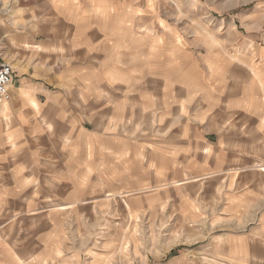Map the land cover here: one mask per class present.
Wrapping results in <instances>:
<instances>
[{"label":"crops","instance_id":"obj_1","mask_svg":"<svg viewBox=\"0 0 264 264\" xmlns=\"http://www.w3.org/2000/svg\"><path fill=\"white\" fill-rule=\"evenodd\" d=\"M101 4L0 0V39L14 38L15 51L26 54L23 66L13 68L10 99L0 105V237L8 244L39 246L45 236L54 244L61 225L65 251L72 237L77 242L72 229L102 222L98 198L104 182L118 192L120 181L141 180L143 188L158 187L164 196L166 191L177 196L198 182L185 195L200 198L210 196L214 181H208L221 179L222 189H228L222 257L211 253L209 245L168 254L175 264L202 255L206 261L263 264L264 167L260 173L253 166L264 161V109L220 103L212 111L204 93L181 77L149 72L136 86L104 84L106 40L96 23L103 19ZM231 82L229 97L240 101L245 82ZM134 113H141V122L129 120ZM138 164L141 173L135 171ZM124 165L127 169H120ZM190 206L193 212L213 211ZM118 209L111 206L108 212ZM132 209L127 206V212ZM181 219L189 228L212 226L206 220ZM41 261L56 264L52 256Z\"/></svg>","mask_w":264,"mask_h":264},{"label":"rangeland","instance_id":"obj_2","mask_svg":"<svg viewBox=\"0 0 264 264\" xmlns=\"http://www.w3.org/2000/svg\"><path fill=\"white\" fill-rule=\"evenodd\" d=\"M97 8L103 19L96 23L106 40L104 84L136 86L149 72L156 77H181L188 87L204 93L212 111L220 103L230 108L240 103L242 108L264 109V0H102ZM87 12L93 13L92 6L87 5ZM14 42L9 36L0 39V62L17 70L26 54L17 53ZM231 80L245 82L240 101L229 97ZM141 116L134 113L129 120L141 122ZM262 120L264 126V116ZM123 167L127 169L126 165L120 169ZM263 167L264 161L254 165L253 171ZM135 171L141 173L142 165H136ZM262 174L264 200V169ZM213 181L210 196L200 198L185 195L195 190L198 182H191L177 196H171L170 191L164 196L158 187L143 188L141 180L120 181L118 192H111L110 182H104L103 195L98 198L103 208L100 224L83 222L72 229L77 242L72 237L70 245L63 246L65 251L61 225L55 229L54 244L45 236L39 246L8 244L0 237V264H19L14 256L23 259V264H46L41 258L50 256L56 264H175L168 254L171 249L176 253L201 245H209L211 253L222 257L221 239L227 231L222 227L226 215L222 208L228 189H222L221 179L208 182ZM190 204L210 206L213 211L193 212ZM111 206H117L118 212H108ZM127 206L134 211L127 212ZM181 217L206 220L212 226L189 228ZM260 218L264 221V210ZM260 238L264 245V234ZM32 255L40 260L32 262ZM201 257L178 264H229Z\"/></svg>","mask_w":264,"mask_h":264},{"label":"built area","instance_id":"obj_3","mask_svg":"<svg viewBox=\"0 0 264 264\" xmlns=\"http://www.w3.org/2000/svg\"><path fill=\"white\" fill-rule=\"evenodd\" d=\"M12 80V67L7 62H0V105L10 99L9 86Z\"/></svg>","mask_w":264,"mask_h":264}]
</instances>
